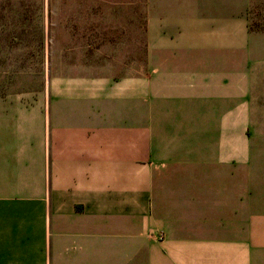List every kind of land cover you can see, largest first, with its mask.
<instances>
[{"label":"crops","instance_id":"1","mask_svg":"<svg viewBox=\"0 0 264 264\" xmlns=\"http://www.w3.org/2000/svg\"><path fill=\"white\" fill-rule=\"evenodd\" d=\"M253 1L149 0L143 72L0 95V264H264Z\"/></svg>","mask_w":264,"mask_h":264},{"label":"rangeland","instance_id":"2","mask_svg":"<svg viewBox=\"0 0 264 264\" xmlns=\"http://www.w3.org/2000/svg\"><path fill=\"white\" fill-rule=\"evenodd\" d=\"M148 3L0 0V95L29 104L44 99L48 104L54 70L68 67L84 71L86 66L105 63L136 68L139 60L143 72L148 57ZM249 17L253 29H264V0L253 1Z\"/></svg>","mask_w":264,"mask_h":264},{"label":"trees","instance_id":"3","mask_svg":"<svg viewBox=\"0 0 264 264\" xmlns=\"http://www.w3.org/2000/svg\"><path fill=\"white\" fill-rule=\"evenodd\" d=\"M254 30H257V29H254ZM259 30L264 31V29H259Z\"/></svg>","mask_w":264,"mask_h":264}]
</instances>
